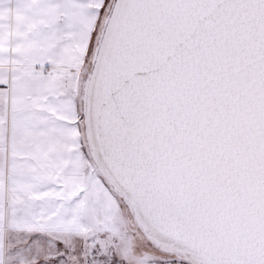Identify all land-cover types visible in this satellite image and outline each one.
Instances as JSON below:
<instances>
[{
  "label": "snow or ice",
  "instance_id": "snow-or-ice-1",
  "mask_svg": "<svg viewBox=\"0 0 264 264\" xmlns=\"http://www.w3.org/2000/svg\"><path fill=\"white\" fill-rule=\"evenodd\" d=\"M0 264H264V0H0Z\"/></svg>",
  "mask_w": 264,
  "mask_h": 264
}]
</instances>
